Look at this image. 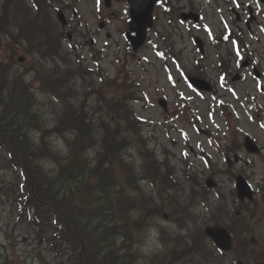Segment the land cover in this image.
Segmentation results:
<instances>
[{
  "label": "trees",
  "instance_id": "trees-1",
  "mask_svg": "<svg viewBox=\"0 0 264 264\" xmlns=\"http://www.w3.org/2000/svg\"><path fill=\"white\" fill-rule=\"evenodd\" d=\"M16 2L17 0L3 1L4 13L0 16V29H5L4 27L8 25V15L16 7ZM27 26L30 28L27 30L29 35L26 40L30 44L36 41L35 37L41 32L33 20H28ZM18 40V37L11 39L13 43L10 45V54L0 53V125H6L2 127V131L8 139L21 147L24 145L23 155L35 182L34 194L31 190L29 196L16 198L12 204L14 207L12 213L17 219V226L25 225L26 222H36L37 225L33 223L25 226L34 233H38L40 243L43 239H47L52 252L61 264H137L136 259H131L129 254L131 245L126 244L130 242L135 244L138 241L140 230L145 228L146 212L140 209L136 199L128 196L129 193L125 191L122 184L119 189L117 188L116 177L111 169L113 164L108 166L113 157L120 163H126L124 151L133 137L130 136L129 127L124 128L125 123L133 127L141 142L144 138L132 108L122 99V95L117 93V88H121L124 83L116 81L115 91L101 99L106 109L105 114L115 116V124L109 126L104 122L102 135L99 138H96L98 136L95 129L85 124L84 110L82 109L80 115L72 109L70 111L72 115L68 120L71 122V129L74 128L78 136L72 142V147L70 146L69 156L61 152H52L46 146L43 136L41 146L37 148L36 145L28 142L29 132L39 131L44 135L45 131L41 125H36V113H33L35 106L28 95V88L31 86L21 83V75L12 69L15 62L13 46L18 44ZM57 74L56 71L52 73V84L56 86V89H51V93L63 100L61 76L54 78ZM107 90H114V86ZM110 96L112 97L108 99ZM58 115L56 114L58 127L55 131L65 137L68 120L65 121ZM127 117L132 118V122ZM122 130L124 136L120 135ZM3 140L0 138V142ZM98 141L101 148L99 157L97 162L91 165L85 157L89 154L90 145ZM11 154L12 162L22 166L20 154L15 152ZM142 155H145L146 172L153 171L155 178L158 177L156 175L159 174L161 165L154 154L145 151ZM46 159L55 162L54 171H45L42 163ZM5 166L10 168V162L5 163ZM0 167H3L2 160H0ZM26 172L27 170L24 169L23 179L31 188L33 182ZM158 183L160 187H164L162 181ZM170 189L161 191L158 188L161 202L157 203L152 199L153 206H150L154 214L161 215L166 202L170 206L173 202L178 204L177 199L170 195ZM32 207L35 208L33 216L30 215ZM136 209L141 211L137 217L131 213ZM66 222L69 224L70 231L66 228ZM122 243L127 246V249ZM82 244L84 246L83 261L80 259ZM125 250L127 253L124 254ZM176 255V250L172 249L170 254L163 255L160 259L156 258L153 264H173ZM2 260L4 261L0 260V264L13 261L3 258Z\"/></svg>",
  "mask_w": 264,
  "mask_h": 264
},
{
  "label": "rangeland",
  "instance_id": "rangeland-1",
  "mask_svg": "<svg viewBox=\"0 0 264 264\" xmlns=\"http://www.w3.org/2000/svg\"><path fill=\"white\" fill-rule=\"evenodd\" d=\"M100 2L101 0H76L77 5L75 10L79 14L76 20L80 18L81 21L84 22V31H93L95 29L102 30L101 35L88 37L86 39L85 42L88 46L87 50L96 46L105 49L102 64L110 77H114L117 68L122 65L129 68L136 86V91L138 90L140 93L139 95L143 97L141 102L134 103L135 111L142 120L147 122L145 125V136L150 139V147L157 150L161 159L166 156L165 150H167L169 162L171 164V171L168 170V172L173 175L174 173L179 175L180 173L176 171V169L180 171L182 159H184L183 156L186 154L196 169L192 174L205 173L202 175L205 181L211 170H207V167L202 164V161L197 157V153L201 147L213 157L214 161L220 165L221 168L225 167V159L219 157V153L214 147L215 142H213L212 139H215L214 136L221 135V133L225 136V115L231 96L219 87L217 91L221 93L222 98L219 101L217 100L218 98H212L211 96H204L194 92L185 83L176 64L171 59L164 60L157 55V52L154 51L153 43H147L136 57H130L128 54L129 48L123 37L126 27L125 22L127 20L125 10L120 6L108 10L103 8ZM112 12H116L118 16L111 15ZM102 23H105L104 27H101ZM161 28L162 26L159 25L157 31L161 32ZM253 29L258 32L257 27H253ZM95 33H98V31H95ZM109 33L111 38L108 37ZM151 34L152 41H155V43H158L159 46L163 48V44L157 37V32L153 31ZM0 37L2 40H5L3 36ZM197 38V40H191L185 36L184 40L176 39L175 43L178 50L183 52V63L185 67L191 70L195 68L196 58L201 55L205 56L206 66H204L205 68H209L207 69L210 79L217 83L218 78L215 72L216 69H214V61L217 53L216 48L209 42H204L203 35L199 34ZM260 45L263 47L264 42H261ZM261 52L264 55V47ZM20 55H23V53H20ZM31 59L32 58L26 59L25 63L20 68H30ZM86 59V64L93 67V63L88 58ZM262 59L264 60V56ZM166 64L170 66L171 74L167 73ZM245 86L246 94L249 91L253 92L252 89L254 88V84L253 86ZM257 87L259 86L257 85ZM237 93L238 90L236 94ZM253 95H256L257 98L262 97L260 94L258 96L256 92H253ZM36 97L38 99L40 94H36ZM160 98H165L168 101L169 111L167 113H164L159 107L158 100ZM38 103L40 105H46L45 111H50L48 115H50L53 110H59V105L56 108L53 107L45 96H43L41 100L39 99ZM260 103L264 104L263 101ZM46 119L48 120L46 123L48 125L53 121L49 116H46ZM46 130L48 129L46 128ZM71 134H69V137L72 139ZM41 135L42 133L39 131L33 132L31 134L32 141L38 144ZM56 136L57 135L52 134L47 137L48 143L56 149L64 148V143L56 138ZM216 144H218L217 141ZM88 157H91V154L85 157L89 162L90 158ZM137 164H139V162H137ZM45 165V168H48L45 169L47 172L54 171V163L46 161ZM12 177L13 176L9 173L0 176V188L3 187L2 181H4V186H6L8 190L3 189V191L7 190L6 192L10 194L9 196H5V192L3 193L0 191V259L3 254L14 252L11 248V243H15L16 250H18L20 255L23 254L25 257L29 258L27 264H44L43 261L46 259L44 258L41 260L37 258L36 253L32 258L34 246L32 244L29 245L28 242L33 243L35 235L27 226H17L16 217L12 215V204L10 203L11 201L8 200L13 193L11 187L8 186L9 183H13L10 182V180L14 181ZM218 178L221 189L229 191V179L226 176H219ZM126 181L128 182L127 178ZM140 185L146 187L147 191H150L148 189V184L144 185L140 183ZM185 189L188 194L191 192V194L194 195L196 192V187L190 182H185ZM179 190L182 191L181 189ZM135 213L136 212H134V214ZM33 225H37L36 222ZM154 226L155 229L147 230L142 237L140 247L142 248V252H145L142 254L144 256L159 252L162 246H165V240L167 242L172 240L173 238H171V236L175 237V235H178L181 231L179 226L162 219H159L158 222L156 221ZM161 226H163V228ZM37 230L39 231L38 226ZM162 237H164V240ZM25 239H28V242H26ZM6 247L8 248L7 252ZM138 251L140 250L138 249Z\"/></svg>",
  "mask_w": 264,
  "mask_h": 264
},
{
  "label": "flooded vegetation",
  "instance_id": "flooded-vegetation-1",
  "mask_svg": "<svg viewBox=\"0 0 264 264\" xmlns=\"http://www.w3.org/2000/svg\"><path fill=\"white\" fill-rule=\"evenodd\" d=\"M69 3L70 7L74 5L73 1ZM116 6L125 11L131 7L128 0H112L110 10ZM190 14L198 16V25L194 23L195 18H186ZM111 15L118 16L116 12ZM155 20L165 26L164 33L167 38H176L177 33L181 35L179 26L184 28L187 35L193 34L192 37L201 31L208 33L210 43L218 44L216 46L219 48L216 50L214 67L227 69V73L228 70L235 69L223 85L226 93L231 96L230 102L241 106L251 102L261 112L259 101H264V88L254 86L252 89L257 93L262 91L261 98L253 93V97H248L245 85L248 86L249 82L254 84L257 79L264 81V55L261 52L264 46L259 45L257 40L261 37L260 33L264 37V0H161L155 7ZM253 27H257L258 32ZM219 59L224 60V65L220 64ZM254 69L258 70L257 74ZM237 73L240 79L232 82L230 77L232 79ZM232 87L238 90L236 95H233ZM256 115L257 119L253 121L249 120L248 114L234 115L235 119L227 124L225 145L227 166L239 169L254 190V198L241 205V212L237 211L240 217L236 220L248 223L240 226L238 221L230 223V229L237 240L238 249L235 252L241 257L238 260L244 264H264V128H257L264 121V114ZM248 127L256 128L251 129V136L260 148L259 155H251L245 149ZM241 154H245L247 159L250 156L255 157L257 161H244L245 158L239 157ZM253 168L259 170L263 176H251Z\"/></svg>",
  "mask_w": 264,
  "mask_h": 264
},
{
  "label": "water",
  "instance_id": "water-1",
  "mask_svg": "<svg viewBox=\"0 0 264 264\" xmlns=\"http://www.w3.org/2000/svg\"><path fill=\"white\" fill-rule=\"evenodd\" d=\"M140 1L147 2L149 4H147V6H148L147 9H142V10H140L138 8L132 9L133 15L136 16L137 18L140 17L138 14L141 11L142 15H143L141 17L144 18V21L146 22V23H144V22L142 23V22H140V20L137 21V18H134L132 30L136 33V36H133L132 39L130 40V42H131L132 47L135 51L138 48H140L145 41V37H146L145 29L152 26V18H151V16L150 17L148 15L146 16V13L149 14V12H151L152 5L156 2V0H150V1L140 0ZM191 82L195 86H197L201 89H207L208 88V86L206 87V85L203 82H201L197 79H191ZM218 231H219L218 229H208L207 233L209 235H211L212 237H214L219 245L223 246L224 245L223 244V236Z\"/></svg>",
  "mask_w": 264,
  "mask_h": 264
},
{
  "label": "snow or ice",
  "instance_id": "snow-or-ice-1",
  "mask_svg": "<svg viewBox=\"0 0 264 264\" xmlns=\"http://www.w3.org/2000/svg\"><path fill=\"white\" fill-rule=\"evenodd\" d=\"M193 91H195V89H193ZM262 127H264V125H262Z\"/></svg>",
  "mask_w": 264,
  "mask_h": 264
}]
</instances>
